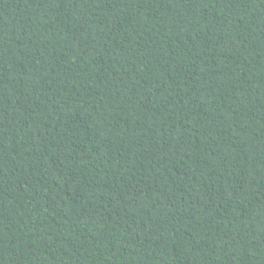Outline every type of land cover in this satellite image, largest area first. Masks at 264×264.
I'll return each instance as SVG.
<instances>
[{"label":"trees","instance_id":"16d2710c","mask_svg":"<svg viewBox=\"0 0 264 264\" xmlns=\"http://www.w3.org/2000/svg\"><path fill=\"white\" fill-rule=\"evenodd\" d=\"M0 264H264V0H0Z\"/></svg>","mask_w":264,"mask_h":264}]
</instances>
